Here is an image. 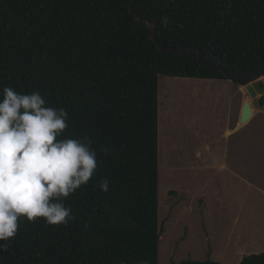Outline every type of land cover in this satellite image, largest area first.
<instances>
[{
    "label": "trees",
    "instance_id": "1",
    "mask_svg": "<svg viewBox=\"0 0 264 264\" xmlns=\"http://www.w3.org/2000/svg\"><path fill=\"white\" fill-rule=\"evenodd\" d=\"M217 30L218 63L245 76L264 68V0H0V94L38 90L63 107L60 138L87 137L98 165L64 201L68 225L25 218L0 264H159V78H226L158 43L209 56ZM239 264H264V253Z\"/></svg>",
    "mask_w": 264,
    "mask_h": 264
},
{
    "label": "rangeland",
    "instance_id": "2",
    "mask_svg": "<svg viewBox=\"0 0 264 264\" xmlns=\"http://www.w3.org/2000/svg\"><path fill=\"white\" fill-rule=\"evenodd\" d=\"M228 79L159 78V264L264 253V110Z\"/></svg>",
    "mask_w": 264,
    "mask_h": 264
},
{
    "label": "clouds",
    "instance_id": "3",
    "mask_svg": "<svg viewBox=\"0 0 264 264\" xmlns=\"http://www.w3.org/2000/svg\"><path fill=\"white\" fill-rule=\"evenodd\" d=\"M0 97V241L6 242L0 251L7 252L25 218L66 227L74 217L64 201L88 184L98 165L87 137L60 138L68 128L63 107L46 106L38 90L4 87ZM99 189L107 192L109 181Z\"/></svg>",
    "mask_w": 264,
    "mask_h": 264
},
{
    "label": "water",
    "instance_id": "4",
    "mask_svg": "<svg viewBox=\"0 0 264 264\" xmlns=\"http://www.w3.org/2000/svg\"><path fill=\"white\" fill-rule=\"evenodd\" d=\"M149 26L153 29L151 37L153 40L157 41L156 37V25L150 24ZM217 43H218V30L215 33V38L211 43L213 52L211 55L207 56L205 51L199 47L192 46L190 48L185 47H172L166 48L164 45L158 43V46L163 54L165 53H174L176 55H185L189 52L198 53V62L201 66L211 68L216 72H220L223 76L231 81L234 85H238L246 88L248 99L244 102L242 113L240 116V123L237 126V130H240L245 125H248L249 122L255 116L254 106L258 105L264 110V68L258 72L253 73L252 75L245 76L238 71L226 69L220 63L216 61L217 54ZM164 233V226L160 227V236Z\"/></svg>",
    "mask_w": 264,
    "mask_h": 264
},
{
    "label": "crops",
    "instance_id": "5",
    "mask_svg": "<svg viewBox=\"0 0 264 264\" xmlns=\"http://www.w3.org/2000/svg\"><path fill=\"white\" fill-rule=\"evenodd\" d=\"M243 105H244V104H243ZM242 109H243V107H242ZM242 109H241V112H240V116H241V113H242ZM239 123H240V118H239ZM239 123H238V124H239ZM237 126H238V125H237Z\"/></svg>",
    "mask_w": 264,
    "mask_h": 264
}]
</instances>
